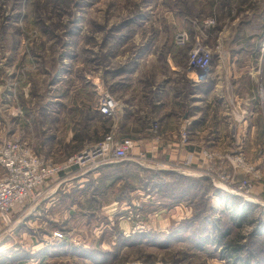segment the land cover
Segmentation results:
<instances>
[{
    "label": "rangeland",
    "instance_id": "374dc122",
    "mask_svg": "<svg viewBox=\"0 0 264 264\" xmlns=\"http://www.w3.org/2000/svg\"><path fill=\"white\" fill-rule=\"evenodd\" d=\"M183 1L0 0V151L17 142L61 164L113 133L134 150L100 164H135L120 174L141 169L164 186L181 177L174 206L162 205L152 182H137L127 207L113 212L123 182L113 168L97 179L106 165L52 177L11 212L10 225L0 221V259L14 251L20 212L46 211L39 201L53 195L74 210L60 223L69 246L111 254L87 264H264V0ZM198 50L205 67L194 66ZM106 95L118 103L115 117L101 115ZM240 146L257 175L233 165ZM224 176L249 180L253 201L236 197L234 211ZM206 216L210 232H221L203 248L187 230L166 242L183 224L203 228ZM143 234L163 240L116 251L120 236ZM65 251L71 260L48 263L40 244L38 264H84L80 250Z\"/></svg>",
    "mask_w": 264,
    "mask_h": 264
},
{
    "label": "built area",
    "instance_id": "2783aa9c",
    "mask_svg": "<svg viewBox=\"0 0 264 264\" xmlns=\"http://www.w3.org/2000/svg\"><path fill=\"white\" fill-rule=\"evenodd\" d=\"M184 36L180 37L183 43ZM200 50L193 55L194 66L205 67L208 61L202 56ZM199 55V56H198ZM199 57V59H198ZM100 112L104 117H115L118 103L106 95L100 102ZM185 137V136H184ZM135 143L130 138L117 139L115 134H108L102 142L90 147L78 155L66 160L64 163L55 164L38 156L29 147L17 142H7L0 151V221L5 226L12 223L11 212L28 202L37 200L40 196L35 194L50 178L60 174L72 173L77 169L92 171L115 160L117 162L129 160V154L134 150ZM242 147L237 149V155L232 158L233 165L241 175H257L251 164H247L242 152ZM227 191L234 197L253 201L251 196L252 185L249 180L236 182L231 176H224ZM138 211V210H137ZM62 239V234L56 233Z\"/></svg>",
    "mask_w": 264,
    "mask_h": 264
},
{
    "label": "crops",
    "instance_id": "0c3cea01",
    "mask_svg": "<svg viewBox=\"0 0 264 264\" xmlns=\"http://www.w3.org/2000/svg\"><path fill=\"white\" fill-rule=\"evenodd\" d=\"M211 144L212 143L209 142L207 145H211ZM195 151H198V149L191 148L190 150V152H195ZM196 160L198 159L195 158V163H197ZM114 165L115 164L113 163L110 164V166H107L106 164V166L102 167L101 169L105 167L106 168L109 167L110 169H112L114 167H111V166H114ZM105 169L99 172L92 173V174H96L94 175L95 177L94 179H97V177H99L105 171ZM87 185L88 184H86V187ZM47 195H51V194H47ZM134 195H135V191L130 192L127 197L123 196L120 199H117L116 195H114L112 200L109 201V203H112L110 207L112 209L111 212L121 207L125 209L127 205L129 204L130 199H132V196ZM55 199L57 200L55 201ZM57 201H59L58 211L54 209L57 206ZM40 202L41 204L43 203V207L44 209H46V211L42 210V212H44L43 214L41 211H37V212L35 211L30 215H29L30 212L27 210H25L24 212L23 211L20 212L21 216L19 215L20 216L19 218H20L21 226H20L19 231H15L14 251H9L13 253L4 252L6 255H9L8 257H11L12 255H14L15 257L14 264H38V261H43L37 258L38 256L37 251L39 250L40 244L45 245V248H48V255H49L48 263H51V262L53 263L55 261H58L61 263V261H66L67 259L71 260L70 257L67 258L64 255L66 254V251H65L66 248L70 246H69V242L66 240V237H67L65 235L66 228L65 226H61L60 223L65 221L67 218H69V216L73 213L74 210H72V208L69 206L66 207L65 204H61L60 203L61 201L56 196H53V195L51 197L48 196L47 198L45 196L44 199L41 198L39 203ZM40 205L37 204V208ZM75 208L76 206H74L73 209ZM44 226H46V228H42ZM35 228H37V230H35ZM10 232H13V230H10ZM57 232H61L64 235V238L62 239L54 238V234ZM23 241H26V242H23ZM89 241L90 240H85L86 243H88ZM94 244H97V241L94 242ZM1 251H2V248L0 249V252ZM26 253L29 254L28 257H25ZM78 257L80 258L79 260L81 262H84V264H87L88 261H91V260H87L91 258V257L89 258L88 256L80 255ZM95 263L97 264L96 261Z\"/></svg>",
    "mask_w": 264,
    "mask_h": 264
},
{
    "label": "trees",
    "instance_id": "16d2710c",
    "mask_svg": "<svg viewBox=\"0 0 264 264\" xmlns=\"http://www.w3.org/2000/svg\"><path fill=\"white\" fill-rule=\"evenodd\" d=\"M177 4L180 7H183L186 5L185 1H183V0H182V2H178ZM111 167H114L113 169H114V171H116L114 179H121L123 181L118 185V192L115 193L117 199H120L123 196L127 197L130 193V190H133V191L136 190L137 185L135 183H137V182H139L140 186H142L143 182H145V185H146V186H144L145 188L147 186H149V184L152 182L151 184L153 185L154 188L155 187H156V189L160 188L159 191H161L160 195H161V199H162V202H161L162 205H166L168 207H171V206H174L173 204H175L176 201H178L175 196H176V187H177V185L180 184V180H181L180 176L175 175L176 178H178V182L176 180L175 182H173L174 184H170V185L166 184L164 186L162 183L156 182L157 184H155L153 181H151V180L155 179L154 176L142 177L141 173L143 171L141 172L140 168H139L140 170L138 173H136V171H135V172H131V173L129 172L126 175L120 174V172H122L121 168H125V170H124L125 173H126V168L127 169L133 168L136 170L138 168V166H136L135 164H130V163L129 164L128 163L127 164H116V165L111 166ZM128 179H132L133 182H130V180H128ZM113 182L110 183L111 186H113ZM200 182L201 181H199V180L198 181H192L193 187L199 186ZM199 196H200V194H199ZM229 199H232L234 201V202L232 201L234 211H238L239 199H236V197L229 198ZM199 214L200 213L196 214V218L199 216ZM202 221L206 225L203 228L201 227L198 229H195V227H192V228L189 227L188 226L189 224H183L178 229H176V231L170 233L165 238L166 242L170 243L171 240L175 237V235L177 233H180L181 230H183V231L187 230L191 234L194 233V234H197V236L199 234V237H198L199 239L197 240V245L200 246L201 248H203L205 246V244L208 242L207 240L209 239L210 233L214 232V230H217V233L221 232V230H220L221 226H220V228L214 227V229H212V231L210 232L209 227L210 226L213 227V226H212V224L209 223L208 216L203 217ZM204 237H206V238H204ZM158 238H159V240H163L159 235L155 236V235H151V234L138 235V236H134L132 238H124V237L120 236V239L118 240V243L116 244L115 249L117 251L118 249H121L123 247H132L133 245L140 246L144 243L149 244L155 240H158ZM203 239H206V241H203ZM219 243L220 244L222 243L220 239H219ZM69 248H70V252H71V250L73 252H76V250L77 251L80 250L82 252L81 255L88 256V257H93L94 255L98 256L99 258H101V257L105 258V257L111 256L110 253H105V252H102L100 250L99 251H90V250H84V249H81V248L75 247V246H70ZM115 254H117V252ZM14 262H15V258H13V257L6 258V257L2 256V258L0 259V264H11V263L14 264Z\"/></svg>",
    "mask_w": 264,
    "mask_h": 264
}]
</instances>
